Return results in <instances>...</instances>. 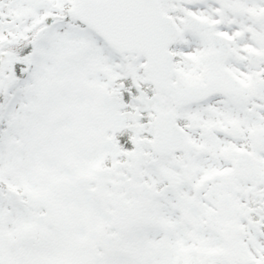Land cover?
I'll use <instances>...</instances> for the list:
<instances>
[{"label":"snow or ice","instance_id":"obj_1","mask_svg":"<svg viewBox=\"0 0 264 264\" xmlns=\"http://www.w3.org/2000/svg\"><path fill=\"white\" fill-rule=\"evenodd\" d=\"M0 264H264V0H0Z\"/></svg>","mask_w":264,"mask_h":264}]
</instances>
